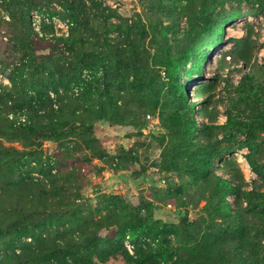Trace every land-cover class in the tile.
Listing matches in <instances>:
<instances>
[{"label":"rangeland","instance_id":"1","mask_svg":"<svg viewBox=\"0 0 264 264\" xmlns=\"http://www.w3.org/2000/svg\"><path fill=\"white\" fill-rule=\"evenodd\" d=\"M1 68L0 264H128L122 232L161 229L143 262L264 264V0H0Z\"/></svg>","mask_w":264,"mask_h":264},{"label":"built area","instance_id":"2","mask_svg":"<svg viewBox=\"0 0 264 264\" xmlns=\"http://www.w3.org/2000/svg\"><path fill=\"white\" fill-rule=\"evenodd\" d=\"M52 10L46 7H37L30 9L28 12V25L31 30L32 37L39 41H46L48 43H63L66 39L69 38L71 29L73 27V22L68 18H61L57 15L52 14ZM7 70L4 68L0 69V83L8 84V78L6 76ZM94 77L99 81L102 80V71L97 69L95 71L83 70L81 72V79L73 83L70 86V94L74 97L81 95L84 85L87 82L93 81ZM50 96H53V93H50ZM9 119H15L17 124L26 123V116L24 114L13 113L8 114ZM140 241L147 245H155L157 238L148 235H142ZM123 246L125 247L128 254L136 258V247L133 242L131 234L126 233L123 240Z\"/></svg>","mask_w":264,"mask_h":264},{"label":"trees","instance_id":"3","mask_svg":"<svg viewBox=\"0 0 264 264\" xmlns=\"http://www.w3.org/2000/svg\"><path fill=\"white\" fill-rule=\"evenodd\" d=\"M37 8V7H36ZM33 9V8H32ZM28 12L29 11H27V14H26V19H27V16H28ZM52 14L53 15H57V16H59V17H61V18H68L70 21H72L73 22V27H72V29H71V32H70V36H69V38L68 39H66L65 40V42L66 41H68L69 39H70V37L72 36V33H73V31H74V28H75V26H76V24H75V22L70 18V17H68V16H65V15H61V14H59L58 12H52ZM234 17V15H231L230 17H229V19H232ZM28 20V19H27ZM226 20H224V22H225ZM227 22L228 21H226V24H227ZM27 24H28V22H27ZM28 28H29V32H30V34H31V30H30V27H29V25H28ZM32 35V34H31ZM54 44H59L58 42L57 43H54ZM205 54H206V52H202L200 55H198V57H197V59H200V61L201 60H204V58H205ZM163 64H164V66L167 68V70H169V66H170V64H171V60H165V61H163ZM98 69V68H97ZM96 69V70H97ZM83 71V70H82ZM92 71H95V69H93ZM81 78H80V76L74 81V83H76V82H78L79 80H80ZM97 81H99L98 79H96L95 77H94V79H93V81H91V82H87L85 85H84V88H83V90H82V93H81V95L80 96H78V97H81L82 96V94L83 93H85L86 91H88L90 88H91V86L93 85V84H96L97 83ZM241 87H243V88H245L244 87V83L243 84H241L240 86H239V88H241ZM244 90V89H243ZM248 93L249 94H251V96L254 98V99H256V100H258V101H262V99L260 98V96H259V93H258V91L257 90H253V89H250L249 91H248ZM74 97V96H73ZM76 98V97H75ZM263 102V101H262ZM264 103V102H263ZM264 105V104H263ZM261 120H263L264 121V116H262L261 117ZM29 123V122H28ZM27 123V124H28ZM26 124V125H27ZM228 124L229 125H235V126H238V127H241L242 125H243V123L242 122H237V121H235V120H233V119H231V118H229V121H228ZM250 165H251V168H252V170L253 171H255V172H259V170H260V168H258L252 161L250 162ZM253 195H255L256 197H258V198H260L261 200H262V202H264V192H262V193H257V194H253ZM165 232H166V230H164V229H161V235L164 237V234H165ZM126 233H129V234H131V236H132V238L133 239H136V238H138L139 236H142V235H148V233L147 232H140V231H131V230H125V231H123L122 232V234L120 235V238H119V240H120V245H121V247L123 248V250H124V253H125V255L127 256V259H128V264H130V263H133V264H138L139 262H140V264H151V263H149V262H143L142 260H140L141 258H140V256L138 255V253H136V258H134V257H132V256H130L129 254H128V252L126 251V249H125V247L123 246V243H122V240H123V238H124V236H125V234ZM150 235H152L154 238H158L159 240L160 239H165V238H162L161 237V235L159 234V233H157V234H155V235H153V234H149V236ZM19 237L21 236V237H24V234H19L18 235ZM1 256H2V253H1V251H0V258H1ZM56 257V256H55Z\"/></svg>","mask_w":264,"mask_h":264},{"label":"bare ground","instance_id":"4","mask_svg":"<svg viewBox=\"0 0 264 264\" xmlns=\"http://www.w3.org/2000/svg\"><path fill=\"white\" fill-rule=\"evenodd\" d=\"M226 50H227V45H224V46L221 48V53H225ZM219 56H220V53H219ZM219 56L214 57L213 59L210 60V62H209V64H208L209 68H212V67H214V66L217 65V63H218V57H219Z\"/></svg>","mask_w":264,"mask_h":264}]
</instances>
